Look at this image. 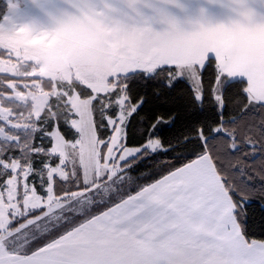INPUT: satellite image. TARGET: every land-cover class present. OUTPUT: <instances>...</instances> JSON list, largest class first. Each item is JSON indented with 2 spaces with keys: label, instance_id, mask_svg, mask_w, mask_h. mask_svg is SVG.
I'll use <instances>...</instances> for the list:
<instances>
[{
  "label": "snow or ice",
  "instance_id": "1",
  "mask_svg": "<svg viewBox=\"0 0 264 264\" xmlns=\"http://www.w3.org/2000/svg\"><path fill=\"white\" fill-rule=\"evenodd\" d=\"M2 5L0 264H264V0Z\"/></svg>",
  "mask_w": 264,
  "mask_h": 264
},
{
  "label": "trees",
  "instance_id": "2",
  "mask_svg": "<svg viewBox=\"0 0 264 264\" xmlns=\"http://www.w3.org/2000/svg\"><path fill=\"white\" fill-rule=\"evenodd\" d=\"M2 6H3V5H2V0H0V7H2ZM178 127H179V126H178ZM176 131H178V128H177V130L169 131V132L165 133V136L168 137V138H171L173 135L176 134ZM162 159L167 160V159H169V157H162ZM257 211H258V210H257Z\"/></svg>",
  "mask_w": 264,
  "mask_h": 264
}]
</instances>
